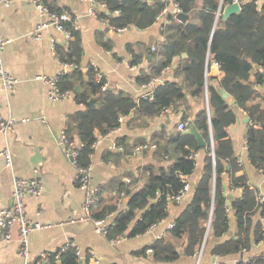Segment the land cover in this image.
<instances>
[{
  "label": "trees",
  "instance_id": "obj_1",
  "mask_svg": "<svg viewBox=\"0 0 264 264\" xmlns=\"http://www.w3.org/2000/svg\"><path fill=\"white\" fill-rule=\"evenodd\" d=\"M95 1L106 7L102 17L110 25L134 26L141 30L152 27L172 4V0ZM235 1L240 2L241 12L223 20L225 7ZM175 3L188 20L178 19L172 11L166 14L161 24L162 38L156 43L148 69L137 77L141 85L154 78L163 80L156 84L150 99L133 97L122 90L104 89L106 79L102 73L101 79H97L94 66L89 65L84 73L80 32L74 24L64 23L72 38L67 45L56 46V52L60 61L73 70L62 73L59 87L62 91H74L77 84L83 86L76 100L84 110L72 117L66 129L69 141L78 140L77 146L72 148L78 168L91 165L96 131L106 134L120 126V115L127 116L136 110L139 125L147 127L172 110L179 115L180 122L188 123L185 130H180L178 124L162 128L153 134L151 141L138 142L129 151H125L122 138H118L119 146L123 147L121 156L133 154L139 145L155 144V156L173 163L142 166L129 174V185L115 181V186L99 187L98 201L90 217L101 220L113 215L107 225L109 239L144 234L169 216V205L178 203L175 198L183 189L184 180L195 172L196 153L204 149L207 157L191 203L170 228V237L161 238L150 246L153 259L170 262L181 255L199 254L210 235L221 238L229 231L230 207L236 215V235L215 245L212 254L226 257L249 252L264 239V200L257 189L251 188L246 176H237L242 161L229 129L236 123L238 111L245 110L250 120L248 158L264 173V105L259 89L264 82V3L258 4L256 0H175ZM135 57L132 64L141 61ZM213 63H217L222 72L218 83L208 77ZM254 64L258 66L256 69ZM172 69L173 75L168 78L167 72ZM253 71H256L254 75ZM221 90L233 98L235 104L224 98ZM92 97H96V108L88 104ZM193 102L197 104L196 112ZM191 123L201 132L206 147L200 148L189 132ZM142 180H146L145 184L135 191ZM228 189L241 191L230 197ZM106 190L114 192L107 203L102 196ZM79 257L77 248L70 247L47 252L44 258L40 256L35 261L36 264H81ZM236 264H264V253Z\"/></svg>",
  "mask_w": 264,
  "mask_h": 264
},
{
  "label": "crops",
  "instance_id": "obj_2",
  "mask_svg": "<svg viewBox=\"0 0 264 264\" xmlns=\"http://www.w3.org/2000/svg\"><path fill=\"white\" fill-rule=\"evenodd\" d=\"M35 1H43L51 10L66 12L74 18L70 23L75 25L81 35L84 73L89 65L96 66L104 75L107 88L122 90L137 98L143 96L144 88L137 82V77L148 69L156 43L162 38L161 24L169 11L174 12L172 4L166 8L168 12L161 20H157L150 28L141 30L131 26L125 31L115 32L109 28L108 20L102 17L106 11L102 4L93 5L90 0ZM145 1L150 3L154 0ZM256 1L258 4L264 3V0ZM41 22L47 23V16L40 13L32 0H16L10 5L0 1V31L9 40L0 50V64L18 79L14 92L0 84V119L15 121L12 131L6 135L0 133V152L8 149L12 155V167H7L4 159H0V211L13 205L15 178L35 177L41 180L40 195L26 197L28 217L43 224L41 229L28 237L32 258L37 260L47 252L57 251L68 241L77 246L81 264H88L92 254L99 257L101 264H236L239 260L264 253L263 239L249 252L226 257L212 254L215 245L236 235V215L230 207L229 231L221 238L210 235L208 243L199 254L181 255L170 262H157L153 259L150 246L161 238L170 237L171 226L191 203L207 157L204 149L196 153L195 172L187 179L189 191L180 202L169 205V216L166 219L142 235L123 236L117 242L97 232L96 226L83 209L85 193L77 184V166L61 142V135L66 134L72 117L84 110V106L76 100V94L79 93L74 89L62 100L53 101L49 97L48 85L38 79L41 75L55 76L73 70L60 61L56 52V46L67 45L68 41L54 26H48L37 33ZM149 47L153 48L150 60L147 58ZM134 57L141 61L132 64L136 60ZM217 67L219 69L218 64ZM172 75L167 77L171 78ZM221 75L219 69L218 76L208 74V77L218 83ZM259 89L263 97L260 101L264 105V82L259 85ZM193 107L196 112V102H193ZM136 116V110L125 116L119 132L102 134L96 131L99 143L93 146L91 166L92 183L97 188L115 186L120 181L129 185V174H134L138 168L168 166L173 163L166 157L159 159L155 156V144L139 145L148 147L134 150L133 154L119 155L123 147L119 146L118 138H122L125 151H129L138 142L151 141L156 131L182 123L179 115L172 110L159 116L147 127L140 126ZM246 118L245 110L240 109L236 123L229 129L238 158L242 161L237 176H246L251 188L257 189L264 197V173L251 164L248 158L247 130L250 120L246 121ZM77 143L76 139L73 146H77ZM145 181L137 183L135 191L142 188ZM240 191L227 190L230 197L238 195ZM113 194L108 190L103 192L106 203ZM118 204L120 208L124 207L121 202ZM9 233L12 238L7 240L5 232L0 230V264H24L20 254L22 239L19 226H11Z\"/></svg>",
  "mask_w": 264,
  "mask_h": 264
},
{
  "label": "built area",
  "instance_id": "obj_3",
  "mask_svg": "<svg viewBox=\"0 0 264 264\" xmlns=\"http://www.w3.org/2000/svg\"><path fill=\"white\" fill-rule=\"evenodd\" d=\"M4 2L6 5H10L12 2L16 0H0ZM93 5L97 4L95 0H90ZM32 2L36 5V7L39 9L40 13L42 15L47 16L48 22H41L37 28V33H39L41 30L48 26H54L58 31L63 33L66 37V40L69 41L72 38L71 32L66 29L64 26V23L66 22H73L74 18L69 15L66 12H55L51 10L47 4H45L43 1H35L32 0ZM239 2V1H238ZM240 3V2H239ZM172 6L174 8V12L176 14L181 13V9L178 6V4L175 3V0H172ZM105 7V6H104ZM168 12V9H165L157 18V20H161V17ZM92 13H95L92 11ZM109 28L112 31L115 32H122L125 31L128 27H119L116 28L110 24H108ZM40 36V35H39ZM38 37V35H37ZM9 42L8 39H6L1 31H0V50L4 48V46ZM97 71V79H101V72L99 69L94 66ZM100 72V74H99ZM61 74L55 75V76H49V75H41L38 77V79L42 80L45 84L48 85L49 88V97L53 101H60L63 98L67 97L72 91H62L59 87V79ZM162 81L161 78H154L150 82L143 84L144 88V94L143 98L150 99L153 98L154 88L157 83ZM0 84L3 85L8 91L14 92L16 90V86L18 84V79L15 78L12 74H10L5 68L0 64ZM107 88V84H105L104 89ZM125 120L124 115H120L119 117V123L120 126L112 129L109 133H115L119 132L121 130V125ZM15 124V121L13 119H0V133L6 135L10 131H12L13 126ZM188 123L182 122L179 125L180 130L187 129ZM61 142L65 146V150L67 154L72 156L74 158L75 162V156L76 153L73 151V142L69 141L66 134L63 133L61 135ZM99 141L96 139L93 146L98 144ZM145 146H139L137 149L141 150ZM152 148L155 146H151ZM122 149V148H121ZM4 159L5 165L7 167H12V155L11 152L8 149L3 150L0 152V159ZM77 166V165H76ZM78 175H77V183L80 189H82L85 193V202L83 205L84 212L88 218H91V211L93 207H95L97 201H98V188L92 183V166L89 165L86 168H78ZM184 187L180 191L179 195L176 196L175 200L176 202H180L184 196L189 191V182L188 180H184ZM41 180L38 178H15L14 180V190H13V205L11 207L4 208L0 211V230L4 231L6 234V239L10 240L12 238L11 234L9 233V229L11 226L17 224L19 226V234L22 239L21 247H20V254L23 258L24 264H36V261L32 258L31 251L28 246V237L36 232L37 230L41 229L43 227V224L40 222H34L32 221L28 215H27V208H26V197L31 196H39L41 193ZM261 198L264 200V197L261 196ZM113 215L107 217L106 219L101 220H94L91 218V221L96 226V230L98 233L106 235L107 233V225L109 218ZM172 227V226H171ZM119 238H116L115 241H119ZM70 247H76L77 246L72 242L68 241L61 250H65L66 248ZM78 250V248H77ZM78 255L80 256L81 260V254L78 250ZM42 258L45 257V254L41 256ZM88 264H101V260L98 256L92 254L89 256Z\"/></svg>",
  "mask_w": 264,
  "mask_h": 264
},
{
  "label": "water",
  "instance_id": "obj_4",
  "mask_svg": "<svg viewBox=\"0 0 264 264\" xmlns=\"http://www.w3.org/2000/svg\"><path fill=\"white\" fill-rule=\"evenodd\" d=\"M241 12V4L239 2H234L233 4H229L225 7V10H224V13H223V20H227L231 15L233 14H237V13H240ZM177 18L182 20V21H187L188 20V16L183 14V13H178L177 14ZM153 53V48L152 47H149L148 48V60L151 59V54ZM184 57L187 56L186 53L183 54ZM254 68H257V64H254L253 65ZM67 70H70V68H67ZM173 73V71H169L167 73L168 76H170L171 74ZM219 75V69L217 67V63H213V65L211 66L210 68V72H209V76H218ZM161 82V81H160ZM159 82V83H160ZM75 92L76 93H81L82 92V87L81 85H76L75 86ZM220 93L223 95L224 98H228L229 99V102L233 105L235 104V100L233 98H229L228 94L226 92H224L223 90L220 91ZM95 101H96V97H92L90 98L88 104L90 107H93V108H96V104H95ZM246 121H249V118H246ZM189 131L191 134H193L197 140V144L200 148H204L206 147V142L203 138V136L201 135V133L199 131L196 130L195 126L193 123L189 124ZM71 160H74V158L72 156H70Z\"/></svg>",
  "mask_w": 264,
  "mask_h": 264
}]
</instances>
